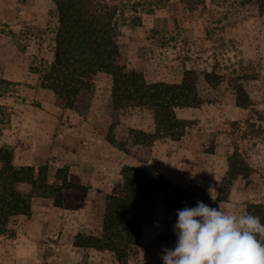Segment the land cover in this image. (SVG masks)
<instances>
[{"label": "rangeland", "instance_id": "1", "mask_svg": "<svg viewBox=\"0 0 264 264\" xmlns=\"http://www.w3.org/2000/svg\"><path fill=\"white\" fill-rule=\"evenodd\" d=\"M109 1L118 6L128 69L166 83L191 71L202 103L175 107L178 124L159 126L150 105L114 109L112 77L101 72L77 108L56 105L42 85L55 57L56 3L0 0V172L11 160L43 169L62 186L60 205L32 191L31 213L0 228V264H163V250L177 244L178 210L199 201L245 214L249 204L264 203V7L244 0H205L196 10L180 0ZM234 154L245 170L225 182ZM127 166L170 184L121 262L115 251L85 243L103 231L108 195L124 194ZM19 189L32 187L21 182Z\"/></svg>", "mask_w": 264, "mask_h": 264}, {"label": "trees", "instance_id": "2", "mask_svg": "<svg viewBox=\"0 0 264 264\" xmlns=\"http://www.w3.org/2000/svg\"><path fill=\"white\" fill-rule=\"evenodd\" d=\"M259 3L264 0H244ZM58 10L59 27L56 35L55 57L43 74L42 85L55 94L56 105L77 108L94 92L95 77L104 72L112 77V102L114 109L125 106L150 105L156 112L159 126H173L180 121L175 107L201 104L196 78L191 71L180 82H150L135 70L128 69L118 42V6L109 0H54ZM205 0H180L187 10H196ZM208 82L213 75L205 73ZM239 92L246 96L245 89ZM245 161L234 154L229 160V178H237L244 172ZM126 180L124 194L107 197L101 235H90L86 246L111 249L121 262L125 261L129 247L137 243L142 233L145 217L153 214L170 184L162 174L127 166L123 171ZM26 182L32 190L24 192L19 184ZM224 182V183H225ZM44 196H54L55 204L62 203V186L49 182L46 171L30 165L15 166L5 161L0 172V228L8 225L15 215L31 213L32 191ZM251 213L264 223V203H251L245 214Z\"/></svg>", "mask_w": 264, "mask_h": 264}, {"label": "clouds", "instance_id": "3", "mask_svg": "<svg viewBox=\"0 0 264 264\" xmlns=\"http://www.w3.org/2000/svg\"><path fill=\"white\" fill-rule=\"evenodd\" d=\"M177 216V244L163 250V264H264V223L258 216L199 201Z\"/></svg>", "mask_w": 264, "mask_h": 264}, {"label": "flooded vegetation", "instance_id": "4", "mask_svg": "<svg viewBox=\"0 0 264 264\" xmlns=\"http://www.w3.org/2000/svg\"><path fill=\"white\" fill-rule=\"evenodd\" d=\"M168 204V203H167Z\"/></svg>", "mask_w": 264, "mask_h": 264}]
</instances>
